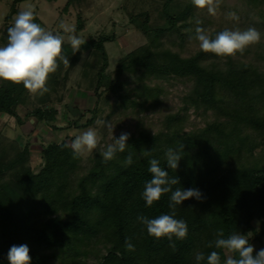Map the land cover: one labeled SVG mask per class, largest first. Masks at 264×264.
Here are the masks:
<instances>
[{
	"label": "trees",
	"instance_id": "16d2710c",
	"mask_svg": "<svg viewBox=\"0 0 264 264\" xmlns=\"http://www.w3.org/2000/svg\"><path fill=\"white\" fill-rule=\"evenodd\" d=\"M23 1L28 0H12L4 20L18 13L14 6ZM241 2L255 11L253 26L264 24V0ZM191 10L192 3H187L175 16L164 11V27L150 28L146 19L141 22L140 30L151 32L152 40L127 53L115 65L111 80L103 75L107 67L103 43L108 39H90L82 46L94 51L99 62L92 89L95 102L104 91L106 98L112 95L117 103L111 114L134 119L125 152L105 162L100 155L103 148L98 146L82 160L74 157L70 138L50 139L39 149L40 162L31 167L28 146L0 135V264H8L10 247L21 244L29 247L31 264H85L89 258L95 264H197L198 253L207 257L220 251L214 245L208 247L218 230L223 229L227 238L235 232H253L255 219L264 225V71L247 60L200 50L181 57L163 47L162 38L168 41L172 34L182 38L180 29L188 27ZM81 28L78 20L75 31ZM209 35L214 38V33ZM69 52L68 46H62V55ZM58 64L57 70L61 61ZM169 80L191 86L184 94V105L166 113L152 133L144 123L145 115L165 108L162 84ZM28 102L29 92L22 85L0 82V114L20 123L16 108ZM187 108L199 123H188L190 129L185 132ZM95 110H89L91 117L83 123H78L79 112L72 116L65 110V115L74 117L68 125L78 129L91 125ZM56 114L54 108L36 107L25 117H33L46 130H58ZM181 144L182 159L176 170H170L165 152ZM129 153L133 163L125 166ZM153 158L169 176L179 179L173 191L197 188L203 194L200 201L193 198L175 206V218L188 227L185 239L173 238L175 250L167 238L148 236L137 219L172 213L171 192L151 207L142 199L144 185L151 179L148 162ZM261 234L254 240L259 241L264 231ZM126 239L134 251L127 250ZM225 258L221 251V264Z\"/></svg>",
	"mask_w": 264,
	"mask_h": 264
},
{
	"label": "rangeland",
	"instance_id": "374dc122",
	"mask_svg": "<svg viewBox=\"0 0 264 264\" xmlns=\"http://www.w3.org/2000/svg\"><path fill=\"white\" fill-rule=\"evenodd\" d=\"M11 3L12 0H0V46L6 45L7 29L12 25L14 17L17 15V13L13 14L10 20H4V17L9 13ZM187 3H191V0H170L168 2L166 0H28L15 4L14 7L17 12L29 5L32 6L37 23L54 34L59 32L65 36L63 46H68L70 52L64 56L69 59V66H65L61 61L59 70L48 77L46 86L49 91L43 95L29 93L27 106L16 108V114L21 120L20 123H17L14 118L7 114H0V135L7 139H15L20 145L26 144L29 149V164L31 167H35L41 160L40 147L50 139L58 141L62 138H70L72 142L77 135L89 128H94L100 136L99 147L103 148L112 142L111 134L105 127L106 124H110L114 128L113 136L121 132H133L134 119L131 115L121 116L118 115V112L111 114L117 104L112 95L106 98L103 91L95 102L92 89L99 62H97L94 51L83 47L90 39L96 40L99 37L108 39L103 43L107 55V67L103 71V75L107 77V80H111L115 65L127 53L147 45L152 40L151 32L142 33L140 23L146 19V24L150 28L164 27L166 26L164 11L175 16ZM191 11L192 18L186 19L189 24L188 27L180 29L182 38L179 39L174 34L168 36V41L166 38H162L163 47L169 48L181 57H187L200 50L198 42L193 39L195 29L198 26L207 30L208 34L214 33V36L225 28L243 30L248 27H255L261 33L260 42L246 48V53H237L231 57L250 61L256 65L257 69L264 71V57L258 58L256 56L259 52L264 54V24L256 27L255 23L253 26L255 11L252 6L245 5L241 0H221L215 16H210L206 9L198 10L193 5ZM229 12H235L239 20L226 19ZM78 20L82 28L75 31L74 34L86 41L82 45L83 47L81 46L80 51L76 52L67 40L68 34L64 33L59 25L64 22L75 29ZM197 20L202 23L197 25ZM180 23L178 22V24ZM168 83L162 84L165 93L163 95L165 108L160 107L157 112L145 115L144 123L147 124L146 127L152 133L160 128V119L166 113H173L184 105L182 101L184 94L191 86L190 82L182 84L178 80H169ZM36 107L56 109L54 124L60 129L46 130L33 117H25L27 111ZM68 107L72 108L71 111L76 109L80 113L78 123H83L91 117L89 110L95 107L96 112L92 124L82 129L68 125V122L74 118L65 115V110ZM63 113L64 119L61 117ZM185 114L188 122L185 121L182 130L186 132L190 129L188 123L197 124L199 119L194 116L190 108H187ZM91 153H85L79 157L85 160ZM257 221L255 219L251 222L253 232L248 233L249 243L254 248V254L264 248V236H261L259 241L254 240L256 235H262L261 233L264 231V225L260 221L257 224ZM85 264H95V260L86 259Z\"/></svg>",
	"mask_w": 264,
	"mask_h": 264
},
{
	"label": "clouds",
	"instance_id": "9594fccd",
	"mask_svg": "<svg viewBox=\"0 0 264 264\" xmlns=\"http://www.w3.org/2000/svg\"><path fill=\"white\" fill-rule=\"evenodd\" d=\"M192 5L198 10L207 11L208 15H217V9L221 0H191ZM229 20H239L235 12H229L226 16ZM35 12L32 6L22 9L14 17L13 23L6 32V45L0 46V82L12 85H22L31 94L48 92L46 86L48 77L59 67L58 61H62L65 66H69V59L62 55V46L65 36L59 32L53 33L46 30L39 23L34 22ZM197 25L202 22L196 21ZM59 28L67 33V40L72 49L80 51L85 44L84 39L75 35V29L61 22ZM200 51L211 53L217 57H231L237 53H243L246 48L257 44L261 40V33L255 27L246 29H228L218 32L214 38L211 37L203 27H196L195 36ZM78 66V65H77ZM111 134V141L100 152L105 162L115 158L117 153H123L127 148V141L130 134L121 132L118 137L113 136L114 128L106 124ZM100 145V136L94 128H89L85 132L77 135L71 142L74 157L91 153ZM184 144L178 148H167L165 152L166 166L170 170L178 168V162L182 159ZM143 155L150 156L151 151H143ZM133 163L132 153L125 159V166ZM148 171L151 179L144 185L142 199L146 206L151 207L154 202L167 193L171 192L169 207L172 208L171 214H162L154 219L139 216L137 219L145 226L148 236L161 239L167 238L169 247L175 250L176 240H183L187 236L188 227L183 219L175 218V206L189 199L202 200L203 194L197 188L182 189L173 186L179 185V179L169 176V172L160 166L158 159L149 160ZM259 224V221H257ZM224 231H217V238L210 242L208 247H215L220 251H212L207 257L198 253L195 257L197 264L206 260V264H221V251L227 257L224 264H264V248L254 253L253 246L249 243L248 235H241L238 232L230 234L224 238ZM125 247L128 251H134V245L130 239L125 240ZM30 249L26 244L12 245L7 253L8 264H31Z\"/></svg>",
	"mask_w": 264,
	"mask_h": 264
},
{
	"label": "water",
	"instance_id": "95a60500",
	"mask_svg": "<svg viewBox=\"0 0 264 264\" xmlns=\"http://www.w3.org/2000/svg\"><path fill=\"white\" fill-rule=\"evenodd\" d=\"M71 109L72 108H70V107H68L67 108V110L71 113V115L73 116V115H75V113H77V111H76V109H73L72 111H71Z\"/></svg>",
	"mask_w": 264,
	"mask_h": 264
}]
</instances>
